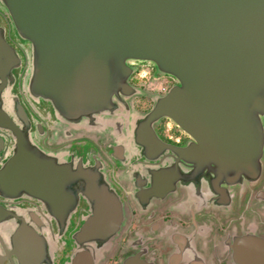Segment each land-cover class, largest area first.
<instances>
[{
  "label": "water",
  "instance_id": "water-1",
  "mask_svg": "<svg viewBox=\"0 0 264 264\" xmlns=\"http://www.w3.org/2000/svg\"><path fill=\"white\" fill-rule=\"evenodd\" d=\"M0 8L30 48L27 94L79 128H117L126 115L122 126L132 131L137 148H127V160L171 159L146 171L148 185L136 192L138 202L163 196L176 180L188 186L201 176L217 198L225 191L222 184L258 178L264 147V0H0ZM3 29L0 91L9 89L3 106L0 99V129L11 135L12 149L0 165V197L32 196L61 223L75 201L71 185L81 181L91 213L71 237L80 251L66 264H90L87 242L115 233L120 203L94 168L77 163L73 169L38 151L9 116L14 112L27 124L20 105L9 98L11 69L19 58ZM130 60L151 62L175 80L141 116H133L125 103L136 91L128 83ZM106 117L111 125L101 124ZM161 117L192 140L182 147L159 141L152 124ZM164 150L170 154L160 155ZM7 213L0 206V219ZM39 237L22 222L16 226L9 242L19 264H35L30 240ZM250 239L240 237L239 243ZM240 247L248 256V247ZM123 264L149 263L134 255Z\"/></svg>",
  "mask_w": 264,
  "mask_h": 264
},
{
  "label": "flooded vegetation",
  "instance_id": "flooded-vegetation-1",
  "mask_svg": "<svg viewBox=\"0 0 264 264\" xmlns=\"http://www.w3.org/2000/svg\"><path fill=\"white\" fill-rule=\"evenodd\" d=\"M4 19L6 25L3 21L1 25L6 27V15ZM4 33V40L20 61L13 46L15 39L9 38L8 31L7 37ZM135 63L141 62L128 61L129 66L133 67L129 77L138 68ZM143 64L147 65L145 62ZM10 76L6 78L7 86ZM162 76L171 79L168 86L175 83L170 75ZM8 89L0 91L2 106ZM24 90L22 81H19L17 87L12 86L9 90V98L20 105L27 124H22L14 112L10 111L9 116L16 125L24 128L29 143L56 162L69 163L73 169L77 163L94 168L93 172L99 173L102 182L120 203L121 217L115 233L104 241L87 242L90 264H123L127 257L134 255L149 264H264V147L258 178L243 185L222 184L225 191L217 198L198 176L188 186L176 180L173 189L163 196L141 197L142 201L138 202L136 192L148 185L146 171L171 164V159L168 163L158 164L155 160L144 164L139 163L140 160H127V148H136V145L132 131L122 126L126 115H122L121 126L117 128H79L62 121L48 102L34 98ZM128 99L125 103L130 111ZM153 102L154 99L145 111L133 116L143 115ZM103 123L111 125L112 120L106 117ZM152 130L159 141L172 147L185 146L192 140L166 117L155 121ZM113 146L117 150L111 151ZM11 149V135L0 129V165L11 154ZM168 154L169 150L160 153L162 156ZM179 166L182 164L177 163L178 169ZM76 182L71 185L75 197L73 207L61 223L50 214L44 202L32 196L0 197V206L8 211L6 217L0 219V255H4L2 264H19L9 241L20 222L24 223L27 231L40 236V240H30L35 248L31 257L35 264H66L73 253L80 251L71 237L91 209L90 203L80 192L81 181ZM243 236L251 238L243 243L248 247V256H244L240 247L243 245L239 242L244 240L239 241V238ZM65 248L67 252L63 253ZM10 249L12 252H9ZM62 257L65 258L61 262Z\"/></svg>",
  "mask_w": 264,
  "mask_h": 264
},
{
  "label": "rangeland",
  "instance_id": "rangeland-1",
  "mask_svg": "<svg viewBox=\"0 0 264 264\" xmlns=\"http://www.w3.org/2000/svg\"><path fill=\"white\" fill-rule=\"evenodd\" d=\"M4 15H5L4 10L0 8V26H2L1 25L2 23L5 24L6 19H4ZM1 21L3 22L1 23ZM8 24L9 25H7L6 27L2 26V28L4 27L3 30L6 33V34L4 33V36L7 37V31H8L9 32L8 36H10L9 38L12 39L13 37L15 39L16 43H14L13 46H15V51L16 53H18L20 57L19 64H17L14 67L11 75L12 76L11 85L13 87L14 86L17 87V83L19 81H22V87L25 88V83L28 77L30 60H31L30 48L27 42L16 34L9 21ZM139 62L141 63L140 64L135 63V65L138 64L137 65L138 68L135 69V73L132 74L128 80L130 84L136 89L135 93L132 94L128 99L130 105V112L132 114L141 113L145 111L151 105L152 100L156 96L164 93L170 87L168 85L169 82L171 81L170 78L162 76V74L163 75L166 74L159 72L151 62H147V61H139ZM143 62L147 63V65L143 64ZM150 68L154 69L156 72L155 73L152 72ZM20 76L22 77L20 78ZM85 146L87 147V145ZM244 196L245 194L242 195L241 198L243 199ZM64 252H67V248L63 250V253ZM64 258L65 257H62L60 261L62 262Z\"/></svg>",
  "mask_w": 264,
  "mask_h": 264
},
{
  "label": "built area",
  "instance_id": "built-area-1",
  "mask_svg": "<svg viewBox=\"0 0 264 264\" xmlns=\"http://www.w3.org/2000/svg\"><path fill=\"white\" fill-rule=\"evenodd\" d=\"M168 138H171L169 135H167Z\"/></svg>",
  "mask_w": 264,
  "mask_h": 264
}]
</instances>
